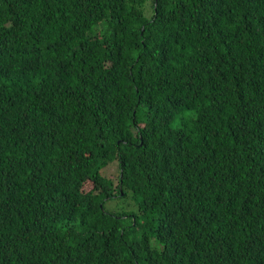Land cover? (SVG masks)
I'll list each match as a JSON object with an SVG mask.
<instances>
[{
  "label": "trees",
  "instance_id": "1",
  "mask_svg": "<svg viewBox=\"0 0 264 264\" xmlns=\"http://www.w3.org/2000/svg\"><path fill=\"white\" fill-rule=\"evenodd\" d=\"M144 2L0 0V264H264V0Z\"/></svg>",
  "mask_w": 264,
  "mask_h": 264
},
{
  "label": "clouds",
  "instance_id": "2",
  "mask_svg": "<svg viewBox=\"0 0 264 264\" xmlns=\"http://www.w3.org/2000/svg\"><path fill=\"white\" fill-rule=\"evenodd\" d=\"M153 9L154 7L151 4V0H145L142 9H140L141 16H143L144 19H151Z\"/></svg>",
  "mask_w": 264,
  "mask_h": 264
},
{
  "label": "rangeland",
  "instance_id": "3",
  "mask_svg": "<svg viewBox=\"0 0 264 264\" xmlns=\"http://www.w3.org/2000/svg\"><path fill=\"white\" fill-rule=\"evenodd\" d=\"M104 173L106 174V176H108V178H113V175H114V168L112 166H107L104 170ZM82 188H85L88 189V186L87 185H84ZM106 205H108L110 208L111 207H114V201H109L106 203Z\"/></svg>",
  "mask_w": 264,
  "mask_h": 264
}]
</instances>
